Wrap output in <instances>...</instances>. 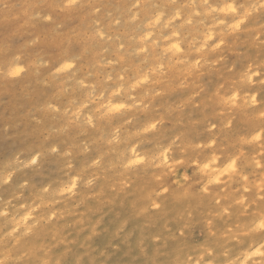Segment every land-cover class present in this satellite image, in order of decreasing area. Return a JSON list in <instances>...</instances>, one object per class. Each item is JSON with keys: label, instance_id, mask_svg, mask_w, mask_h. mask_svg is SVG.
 I'll return each mask as SVG.
<instances>
[{"label": "clouds", "instance_id": "1", "mask_svg": "<svg viewBox=\"0 0 264 264\" xmlns=\"http://www.w3.org/2000/svg\"><path fill=\"white\" fill-rule=\"evenodd\" d=\"M0 264H264V0H0Z\"/></svg>", "mask_w": 264, "mask_h": 264}]
</instances>
